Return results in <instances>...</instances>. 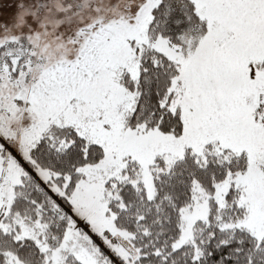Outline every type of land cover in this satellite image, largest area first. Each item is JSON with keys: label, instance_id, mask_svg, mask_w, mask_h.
I'll list each match as a JSON object with an SVG mask.
<instances>
[{"label": "snow or ice", "instance_id": "snow-or-ice-1", "mask_svg": "<svg viewBox=\"0 0 264 264\" xmlns=\"http://www.w3.org/2000/svg\"><path fill=\"white\" fill-rule=\"evenodd\" d=\"M0 264H264V0H0Z\"/></svg>", "mask_w": 264, "mask_h": 264}, {"label": "rangeland", "instance_id": "rangeland-1", "mask_svg": "<svg viewBox=\"0 0 264 264\" xmlns=\"http://www.w3.org/2000/svg\"><path fill=\"white\" fill-rule=\"evenodd\" d=\"M12 2H13V0H3L4 4H9V3H12Z\"/></svg>", "mask_w": 264, "mask_h": 264}]
</instances>
